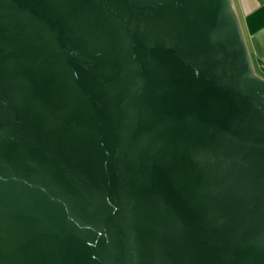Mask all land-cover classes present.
I'll use <instances>...</instances> for the list:
<instances>
[{"label": "water", "instance_id": "1", "mask_svg": "<svg viewBox=\"0 0 264 264\" xmlns=\"http://www.w3.org/2000/svg\"><path fill=\"white\" fill-rule=\"evenodd\" d=\"M0 264H264L232 0H0Z\"/></svg>", "mask_w": 264, "mask_h": 264}, {"label": "crops", "instance_id": "2", "mask_svg": "<svg viewBox=\"0 0 264 264\" xmlns=\"http://www.w3.org/2000/svg\"><path fill=\"white\" fill-rule=\"evenodd\" d=\"M232 5L251 66L264 78V0H232Z\"/></svg>", "mask_w": 264, "mask_h": 264}, {"label": "rangeland", "instance_id": "3", "mask_svg": "<svg viewBox=\"0 0 264 264\" xmlns=\"http://www.w3.org/2000/svg\"><path fill=\"white\" fill-rule=\"evenodd\" d=\"M235 11V10H234ZM235 14H236V12H235ZM237 16V15H236ZM238 19V18H237ZM240 20V19H239ZM240 22V21H239ZM240 24H241V22H240ZM259 71H258V74H256V76H258V77H260V78H262L260 75H259ZM262 75H264V74H262ZM262 79H264V78H262Z\"/></svg>", "mask_w": 264, "mask_h": 264}]
</instances>
